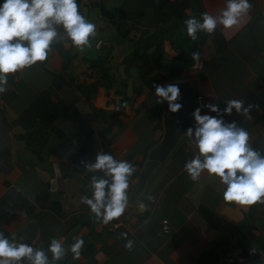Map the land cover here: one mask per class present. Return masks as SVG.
Returning <instances> with one entry per match:
<instances>
[{
	"label": "crops",
	"instance_id": "0c3cea01",
	"mask_svg": "<svg viewBox=\"0 0 264 264\" xmlns=\"http://www.w3.org/2000/svg\"><path fill=\"white\" fill-rule=\"evenodd\" d=\"M251 2L240 26L217 29L227 41L223 52H216L210 37L202 69L192 66L177 80L159 81L157 75H169L160 67L163 55L165 66L180 55L171 40H163L165 54L127 60L144 37L164 25L160 0H79L97 26L92 47L80 52L57 39L46 61L8 74V89L0 94V230L20 236L35 220L38 234L32 244L44 248L51 237L68 239L76 231L85 240L81 256L73 259L69 252L59 264H207L218 249L226 259L241 252V259L264 264V204L225 202L218 182L191 180L184 163L194 145L186 134L149 179L139 198L144 209L129 202L121 217L102 224L80 200L90 195L92 173L84 166L96 152L135 164L134 186L150 151L163 139L167 102L156 103L151 79L153 86L188 82L198 106L212 102L222 109L231 98L253 104L248 114L233 110L225 120H236L250 133L253 149L264 154V0ZM224 6L225 0L192 1L184 21L204 11L217 14ZM134 14L143 15L140 23L128 19ZM121 233L134 241L131 250ZM244 250L251 254L244 257Z\"/></svg>",
	"mask_w": 264,
	"mask_h": 264
},
{
	"label": "clouds",
	"instance_id": "9594fccd",
	"mask_svg": "<svg viewBox=\"0 0 264 264\" xmlns=\"http://www.w3.org/2000/svg\"><path fill=\"white\" fill-rule=\"evenodd\" d=\"M252 7L251 0H225L217 14L204 11L200 18L189 16L184 21L187 35L196 40L200 32L212 34L218 28L240 26ZM96 34L97 26L81 11L79 0H0V94L8 89V74L46 61L57 39L68 40L83 52L92 47ZM191 56L199 62L202 54L195 50ZM154 89L156 103L166 101L170 112L183 107L178 83L156 84ZM224 101L222 109L217 103L207 102L193 110L194 124L183 133L194 145V153L185 161L184 170L193 181L203 177L218 182L225 202L240 206L264 204V154L253 149L250 133L236 120H225L233 110L248 114L253 104L245 106L239 98ZM84 167L92 174L90 195H82L81 202L102 224L121 217L129 207L136 165L101 150ZM137 207L146 206L139 202ZM121 236L126 240L125 248L131 250L134 241L125 233ZM84 244L79 235H74L71 243L66 237H51L44 248L25 242L17 232L7 235L0 230V264H59L69 252L78 259Z\"/></svg>",
	"mask_w": 264,
	"mask_h": 264
},
{
	"label": "trees",
	"instance_id": "16d2710c",
	"mask_svg": "<svg viewBox=\"0 0 264 264\" xmlns=\"http://www.w3.org/2000/svg\"><path fill=\"white\" fill-rule=\"evenodd\" d=\"M192 1L195 0H160V9H159V21L162 22L163 26H158L154 32L146 37H144L142 41V45L137 44L136 50L130 56V60L127 62H138L141 59L142 54H165L163 49V40H171L172 44L175 48H179L180 55L178 58L169 63L167 66L164 65V61L166 57L163 55L164 59L160 61V67L162 70H167L169 73L168 76H160L157 75L156 80L163 81H171L177 80L181 77V75L192 68L196 61L192 59L191 53L192 51L198 50L201 52L203 58L207 51V43L208 39L211 37L213 39V44L217 53H221L226 49L227 41L219 30H216L212 34H208L206 32H200L198 34V38L196 40H192L186 32V26L184 24V15L185 12L191 7ZM167 15V18L165 17ZM143 15L134 14L128 17L130 20H136L137 23H140L141 20L138 18H142ZM102 78L105 80L107 78V74L104 70L102 72ZM153 84L155 82L151 79L148 83L151 88H154ZM47 95L42 96L44 99ZM41 101L35 103L30 109L29 113L35 111L38 107V104ZM43 102V100H42ZM109 142L105 141V145H108ZM221 243L216 245V248H220ZM213 252V251H212ZM251 254L250 251L244 250L243 256L248 257ZM213 258L208 261L207 264H220L222 256L226 255L219 249L212 253ZM259 262V259L258 261ZM204 264L205 262L202 260L201 262ZM206 264V263H205Z\"/></svg>",
	"mask_w": 264,
	"mask_h": 264
},
{
	"label": "water",
	"instance_id": "95a60500",
	"mask_svg": "<svg viewBox=\"0 0 264 264\" xmlns=\"http://www.w3.org/2000/svg\"><path fill=\"white\" fill-rule=\"evenodd\" d=\"M178 83L181 89V100L183 107L176 113H172L168 110L166 104L164 113V136L161 142L155 146L149 153L147 160L140 171L138 181L133 186V191L130 195V203L132 206L137 207L140 202L139 198L145 192L149 179L152 175L166 162L170 156L172 150L177 145L180 138L184 135V131L194 124V118L192 117L193 110L198 107L195 90L186 81H172L167 84ZM166 84V85H167ZM68 237V243L72 240V235ZM38 234V222L32 221L28 229L20 235L25 242H30L37 237ZM241 253V252H240ZM238 253L233 259L221 258L220 264H258L252 263L249 259H241V255Z\"/></svg>",
	"mask_w": 264,
	"mask_h": 264
},
{
	"label": "built area",
	"instance_id": "2783aa9c",
	"mask_svg": "<svg viewBox=\"0 0 264 264\" xmlns=\"http://www.w3.org/2000/svg\"><path fill=\"white\" fill-rule=\"evenodd\" d=\"M203 66H204V60H203V58H201V60L199 62H195V64L193 65V68L195 70H199V69H202ZM202 100H203L202 97H200L199 98V103L200 104L203 103ZM170 231H171L170 222H169L168 219H165L163 221V232L166 233V234H168V233H170Z\"/></svg>",
	"mask_w": 264,
	"mask_h": 264
}]
</instances>
